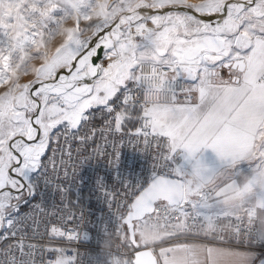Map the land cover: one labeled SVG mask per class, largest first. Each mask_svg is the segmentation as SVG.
Listing matches in <instances>:
<instances>
[{
    "label": "snow or ice",
    "instance_id": "6c2138e0",
    "mask_svg": "<svg viewBox=\"0 0 264 264\" xmlns=\"http://www.w3.org/2000/svg\"><path fill=\"white\" fill-rule=\"evenodd\" d=\"M0 264H264V0H0Z\"/></svg>",
    "mask_w": 264,
    "mask_h": 264
},
{
    "label": "built area",
    "instance_id": "2783aa9c",
    "mask_svg": "<svg viewBox=\"0 0 264 264\" xmlns=\"http://www.w3.org/2000/svg\"><path fill=\"white\" fill-rule=\"evenodd\" d=\"M102 122H97L94 126L99 131L101 128ZM67 147V146H65ZM102 149L104 147V140L101 136H97L95 143L89 141L86 145H79L80 151L83 152L84 155H88L90 153H95L97 148ZM76 151L77 146H73V157L75 162L76 158ZM108 151L112 152L111 147V138L109 139L108 143ZM51 155V153H49ZM57 158H59L60 153L58 152ZM151 160L143 157L140 153L134 152L132 150V146L128 145L121 149V166L122 168L129 174L133 173V169L135 173H140L147 167L151 166ZM106 161H97L94 159L91 162V165H86L85 168L88 170V174L90 175L92 171L99 170L105 171L106 170ZM69 171L71 172L72 169L70 168ZM132 178H135L134 175ZM119 186L117 185V189ZM101 194L93 190L91 184L88 185H80L79 181L72 187L71 192L66 196L65 202L67 203L70 200L76 207V215L79 217L81 211L85 217V223L87 224L88 229L91 230L92 239L90 241H76L73 240L71 242L65 241V246L76 249L81 253H87L90 248L96 246L97 237L96 231L92 229V224L98 222V218L104 217L105 219L109 216V209L107 204L102 200L98 199ZM61 197L52 193L51 191L48 193V203L51 204L53 200L57 203L60 201ZM115 211V209H113ZM91 221L92 223H88ZM259 253V250H258Z\"/></svg>",
    "mask_w": 264,
    "mask_h": 264
},
{
    "label": "rangeland",
    "instance_id": "374dc122",
    "mask_svg": "<svg viewBox=\"0 0 264 264\" xmlns=\"http://www.w3.org/2000/svg\"><path fill=\"white\" fill-rule=\"evenodd\" d=\"M97 62H99V61H97ZM259 254V253H258Z\"/></svg>",
    "mask_w": 264,
    "mask_h": 264
}]
</instances>
